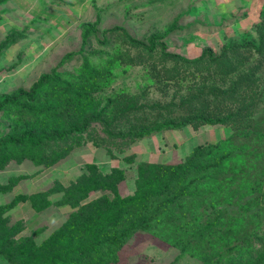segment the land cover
Segmentation results:
<instances>
[{
  "label": "trees",
  "instance_id": "1",
  "mask_svg": "<svg viewBox=\"0 0 264 264\" xmlns=\"http://www.w3.org/2000/svg\"><path fill=\"white\" fill-rule=\"evenodd\" d=\"M8 1L0 0V5ZM95 30L96 24L87 26L82 48L66 54L59 65L84 52L90 32ZM111 30H121L131 47L146 52L148 57L131 63L149 64L154 86L163 94L187 90L181 95L188 97L177 104L148 106L121 89L102 104L93 92L111 83L114 68L123 59L110 57L102 64L85 60L80 73L67 76L55 67L29 89L0 95V113L9 112L17 128L6 132L0 119L2 165L19 156L42 161L45 157L33 150L43 143L84 134L96 145H117L123 151L139 139L187 125L195 129L204 124L228 125L234 132L216 143L197 145L184 162L141 161L133 194L119 191L125 168L115 166L102 173L96 164H87L90 176L63 189L59 203L77 208L68 219L40 244L28 236L16 239L10 235L1 242V254L11 264H116L121 248L144 231L205 264H236L240 258L236 253L260 240L257 231L264 220V130L262 122L253 117L264 97V81L257 75L264 72L263 66L260 63L240 76L228 89L216 92L214 83L226 80L246 59L264 60V27L258 28V44H238L225 48L219 56L208 47L194 60L169 51L165 42H158L160 55H152L158 49L155 37L149 44L122 26ZM116 51L121 54L120 49ZM234 54L238 55L230 59ZM166 60H173L174 66L168 68ZM149 89L144 86L142 93ZM147 108L158 113L147 115ZM21 120L24 122L19 123ZM95 124H102L104 135L98 134ZM134 156H126L127 162L132 163ZM5 190L0 186V191ZM93 191L102 195L82 203ZM26 200L39 211L52 203L44 192L18 194L0 208V215ZM18 231L16 228L15 234ZM249 264H264V245L257 260Z\"/></svg>",
  "mask_w": 264,
  "mask_h": 264
},
{
  "label": "rangeland",
  "instance_id": "2",
  "mask_svg": "<svg viewBox=\"0 0 264 264\" xmlns=\"http://www.w3.org/2000/svg\"><path fill=\"white\" fill-rule=\"evenodd\" d=\"M94 24L96 30L90 32L84 52L59 65L66 54L82 48L85 28ZM118 25L149 44L155 37L158 49L152 55H160L158 42H165L169 51L186 60L199 58L208 47L214 56H219L225 48L248 42L258 44L261 33L258 28L264 27V0H9L0 5V95L29 89L43 73L51 72L55 67L67 76L80 73L85 60L102 64L107 58L114 57L123 59L124 63L114 68L111 83L97 87L93 92L102 104L121 89L131 92L134 100L148 106L155 102L177 104L188 97L181 95L187 90L163 94L154 86L149 64L131 63L133 59L148 55L131 47L124 32L111 30ZM117 48L121 50L120 55ZM260 63L264 70V60L246 59L234 70L236 72L226 76V80L221 78L214 83L215 91L228 89L233 81L254 71ZM164 64L172 68L175 62L166 60ZM257 75L264 81V72ZM146 85L150 86V92L143 94ZM151 113L156 115L158 111H147V115ZM254 114L264 130V97ZM0 119L6 132L17 129L9 112H1ZM95 125L98 134L104 135L102 124ZM233 132L228 125L204 124L198 129L187 125L139 139L123 151L117 145H96L84 134L82 138L70 136L65 141L43 143L33 150L34 154L45 157L42 161L19 156L3 165L0 163V186L6 187L5 191H0V208L18 194L44 192L52 202L39 211L26 200L4 211L0 215V236L4 237L0 245L10 235L16 239L28 236L40 244L58 229L77 209L59 203L63 189L89 177V163L96 164L102 173L110 172L115 166L125 168L126 178L121 181L119 191L122 195L133 194L137 165L141 161L184 162L197 145L216 143ZM129 155H135L132 163L126 160ZM100 195L101 191H93L82 203ZM263 195L264 191L262 200ZM261 206L264 208V201ZM261 226L260 232L257 231L260 240L254 247L245 245L242 252L236 253L237 258L240 257L236 264L253 263L259 257V250L264 245V220ZM16 228L19 231L15 234ZM0 264H11L1 252ZM116 264L205 263L198 257L183 254L179 247L163 239L140 231L121 248Z\"/></svg>",
  "mask_w": 264,
  "mask_h": 264
}]
</instances>
